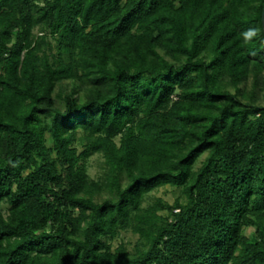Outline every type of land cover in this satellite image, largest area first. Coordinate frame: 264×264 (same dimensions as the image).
<instances>
[{"label":"trees","instance_id":"obj_1","mask_svg":"<svg viewBox=\"0 0 264 264\" xmlns=\"http://www.w3.org/2000/svg\"><path fill=\"white\" fill-rule=\"evenodd\" d=\"M0 264H264V0H0Z\"/></svg>","mask_w":264,"mask_h":264},{"label":"rangeland","instance_id":"obj_2","mask_svg":"<svg viewBox=\"0 0 264 264\" xmlns=\"http://www.w3.org/2000/svg\"><path fill=\"white\" fill-rule=\"evenodd\" d=\"M67 83V82H66ZM232 91H234L232 88H230ZM245 91L249 93L251 91V85L250 83L245 86ZM59 88H57L56 92H58ZM256 102H261L260 96L258 95L256 97ZM78 150L81 151L82 147L78 146ZM206 155H203L195 164L194 169L197 170L205 160ZM86 168L87 172L91 179L97 180L103 173L104 170V159L101 155L96 154L89 158L86 161ZM106 195L101 196L98 198L99 201L104 200ZM157 200H161L164 204H167L169 206H173L176 201L184 202L185 198L183 195V192L180 188H175L171 186H162L159 188H156L151 193L145 196L143 200L142 207L146 208L148 206L153 205ZM4 214H6V205H2ZM160 214L163 215H169V212L167 210L160 211ZM254 232L253 228H247L246 234L250 235ZM120 243H124L128 250L133 252L135 249V246L139 243V236L132 233L131 231H124L122 232L118 239L113 243L114 247L118 246Z\"/></svg>","mask_w":264,"mask_h":264},{"label":"clouds","instance_id":"obj_3","mask_svg":"<svg viewBox=\"0 0 264 264\" xmlns=\"http://www.w3.org/2000/svg\"><path fill=\"white\" fill-rule=\"evenodd\" d=\"M262 29L258 27H252L248 28L242 33V36L244 37L245 42L251 41L253 38L259 36L261 34Z\"/></svg>","mask_w":264,"mask_h":264}]
</instances>
